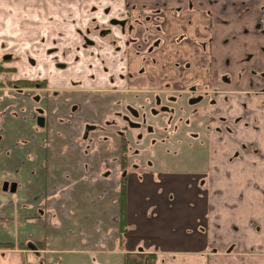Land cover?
I'll use <instances>...</instances> for the list:
<instances>
[{
	"label": "crops",
	"instance_id": "1",
	"mask_svg": "<svg viewBox=\"0 0 264 264\" xmlns=\"http://www.w3.org/2000/svg\"><path fill=\"white\" fill-rule=\"evenodd\" d=\"M194 1L200 8L209 7L213 10L214 7L219 9V4L223 3L218 0V4L211 7L207 0ZM246 1L237 0L243 7ZM256 1L255 12L259 13L264 0ZM123 5V0H0V57L12 53L13 60L5 65L15 68L13 79L51 78L54 75L56 81L54 85L51 82V87L47 89L53 91L58 82L56 89L62 90L59 91L62 92L60 96L47 97V89H44L39 93L42 97L39 101L35 95L27 93L15 95V100L10 103L2 100L0 245L8 244V247L0 246V264H22L27 256L41 264L71 263L73 259H78L74 264H93L96 257L103 258L102 263L108 264L110 255L114 257L113 262L118 264L121 258L119 253L132 257L154 254L156 257L151 264H264V163L256 159L254 164L249 153L240 148L243 143L238 147L226 142L221 148V153H227L228 159L232 154L237 156L241 152L244 161L233 162L230 159L228 163L232 164L222 169L214 185L217 188L226 187L223 195H217V190L213 192L210 187L209 219L203 222V225L208 226V236H205V228L201 232L197 224L192 223L181 235L178 230H170L169 233L166 231V238H163L159 233L152 232L155 228L157 232L163 233L159 231L163 224L152 223V219L146 218L147 213L143 209L150 207L147 194L142 199H136L133 189H130V194L123 202L127 209L129 232L121 235L122 197L115 172L118 152L102 144L96 152L88 153L86 146L90 143L82 138L86 123L100 124L114 110L112 102H100L97 99L99 91L97 94L91 93L92 88L107 85V78L98 73L96 80L87 81L84 89L76 90L66 81L69 77H81V72L58 70L60 66L57 68L54 65L47 49L53 46L52 40L58 33H72L73 23L86 27L93 22L111 20L118 16V9ZM199 15L203 14L176 12L174 15L173 12H167V42L171 44L175 35L182 33H186L192 41L184 45H164L145 56L138 57L130 53L129 72L138 73L145 58L158 60L157 64L145 65L149 73L162 70L165 62L161 59L168 57L191 58L194 61L203 58L208 63V73L213 70L212 64L209 65L210 59L219 65L229 60L233 73L240 77L224 87L230 89L238 84L242 98L247 96V90L258 91L253 94L254 100L264 102V93L261 92L264 91V82L259 79L260 73L264 75V37L253 36V33L241 36L232 43H225L228 29L208 20V26L203 24L204 31L206 29L204 36H212L209 38L214 40L212 42L202 37L195 27V17ZM136 16H140L138 8L133 9L131 20ZM232 18L234 16L229 15L226 19L231 23ZM238 18H235L238 28L247 23ZM73 19H79V22H70ZM184 20H191L190 30L186 31ZM252 27L249 28L252 30ZM202 41H208L206 47L200 45ZM247 56H250L247 61L249 69L240 70ZM32 57L37 59L36 63H31ZM183 73L184 83L199 79L196 67L186 68ZM2 92L1 98L4 99L5 92ZM236 96L232 94L231 104L225 106L227 113L229 110L230 114L236 112V108L232 107ZM8 104L11 110L5 114ZM75 104L80 106V111L72 116ZM98 105L103 108V114L93 110ZM40 109L44 110L46 118L44 128L37 124ZM258 120L257 131L239 133L240 142H245L249 148L255 145L264 148V116L261 115ZM5 181L17 184L16 193L3 191ZM181 192L187 191L182 189ZM137 203L144 212L135 210ZM152 204L156 205V201ZM200 210H204V203L197 206L196 211ZM154 214L157 216V211ZM188 215L198 216L191 211ZM175 216L179 221L177 209ZM134 217H138V225ZM145 221H149V225H143ZM175 227L171 225V229ZM215 230L222 234L220 238L214 235ZM146 233L154 240L148 246L144 244ZM174 235L177 239L171 244ZM234 241L240 242L239 253L223 252ZM30 244L35 245L37 251H22ZM216 249L222 252H211Z\"/></svg>",
	"mask_w": 264,
	"mask_h": 264
},
{
	"label": "flooded vegetation",
	"instance_id": "2",
	"mask_svg": "<svg viewBox=\"0 0 264 264\" xmlns=\"http://www.w3.org/2000/svg\"><path fill=\"white\" fill-rule=\"evenodd\" d=\"M113 1V0H108ZM223 3L219 4V9L214 7V10L207 7L205 9L200 8L198 3L194 0H184L183 3H179L178 0H123V7L118 9L117 17L112 18L108 21H99L93 22L91 25L86 27L77 26V22L73 23V30L70 34H62L60 32L52 40L53 46H49L47 51L49 52L48 56L54 61V65L60 66L61 71L74 70L81 72L79 78H70L67 83L70 82L72 88L74 89H84L87 86V81H94L98 77V73L105 75L107 78L108 84L104 87H96L92 89H103L105 87L112 88L114 90H122L119 95V99L115 100L113 104L114 110L111 111L104 121L100 124L95 123H86L82 132V138L84 141H89L87 150L88 153L96 152L98 147L102 144L109 146L114 152L117 151L118 158H115V172L118 179L119 187L124 185L125 193L121 197L127 199L130 194V189H132L136 184H133L131 180V172H128L129 168H126L127 164L130 162V157H126L125 162L121 160L122 154L127 156V153H124V148L126 151H130L128 144L130 146H144L151 138H154L152 135L156 136L154 143L151 144V154L152 160L146 161L147 166L145 177H152L153 175H160L161 178L169 180L173 190H176L174 182L183 181L184 185L188 192L187 201L185 198H180L172 194H167L166 199L169 201L170 205L177 202V207L180 205L190 207V211L194 214H197L196 211L198 205L204 203L203 218H197V228L203 231V228L206 229L205 236H208V226L203 222L208 221L209 219V195L210 187L212 183L215 184L217 179L220 177V173L225 165L232 164L228 163V160L233 162L244 161L241 156V152L235 156L232 154L230 159H228L227 153H221V148L224 147L226 142L236 145L244 149L245 152L249 153L248 156L254 159V164L257 161L264 163V148H260L257 145L249 148L245 142H240L239 133L241 131H257L259 124V117L264 116V104L259 106V101H255L253 94L258 91L247 90V96L245 98L240 97L242 90L238 88V84L235 87L227 89L224 87L226 84H232L240 75H235L232 70V64L229 60L223 61L222 65H219L214 59H210V64H212V69L210 73L206 71L208 76V82L204 80H194L189 82L188 90L192 94H197L199 88H202L199 82H203V91L198 95H192L186 100L180 99L178 97H162L160 94H155L153 101L150 100L152 106H146L149 104L144 99H140L139 96H136L141 102L146 103L144 108L135 106L130 103L129 98L126 93V87L130 86L132 90L135 89H144L151 91L162 90L166 88V84L171 83L172 80H175L178 87H181V84L184 83L183 78L185 70L181 67L178 58H164L161 61H164L165 64L163 69L154 74L155 72H147L145 65L147 63L157 64L158 60L156 58L144 59L143 66L140 68L138 73L129 72L128 61L130 59V53H133L135 56H145L152 54L155 49L165 46H173V44L178 43L180 45L190 44L192 39L187 36L186 33L180 35H175L174 39L171 41V44L167 42L166 36V27H169L168 19L166 17L167 12H173L176 15V12L182 13H195L199 12L203 15L195 17V27L198 32L205 37L206 29L204 31L203 24L208 26V20L211 23L216 25H223L227 30V35L224 39L225 43H232L236 41L241 36H250V34H256L253 36L264 37V6L259 7V13L255 12V7L257 6L256 0H247L244 3L243 7L241 3H238L237 0H222ZM174 3V6L171 4ZM209 6L213 7L218 4V0H207ZM256 4V5H255ZM134 8H138L140 11V16L130 18L132 16V11ZM232 15V22L226 19L227 16ZM247 22L245 25L238 28V20ZM79 19L70 20V22ZM153 23V25H150ZM252 27V30L249 28ZM191 20H184V27L187 30H190ZM92 27L93 32L92 31ZM138 27V28H137ZM137 28V29H136ZM183 31V32H186ZM134 32V33H133ZM64 38L66 40H64ZM115 38V41H114ZM212 38L205 37V39ZM212 41V39H209ZM214 41V40H213ZM212 41V42H213ZM208 41H202L200 45L206 47ZM52 44V43H51ZM91 45V46H90ZM96 46V47H95ZM91 47V48H89ZM162 50L164 48H161ZM159 49V50H161ZM264 54V50H263ZM86 55V56H84ZM16 56V55H15ZM250 56H247L244 64L241 65L240 70L248 71L247 61ZM182 59L184 64L187 65V69L195 64L193 59ZM13 60L12 53H7L3 57H0V120L4 116V111L1 109L2 100L4 103H10L15 100L17 94L27 93L35 95L36 100H41L40 92L47 89L48 86L51 87V82L55 83L56 77L53 75L50 79L47 77H37L36 79H13V74L15 72L14 67L6 66L5 64ZM141 60V59H139ZM187 60V61H186ZM31 63L37 62V59L32 57ZM186 61V62H185ZM86 62L85 66L82 65ZM82 65V66H80ZM196 65L200 66L202 69L208 67V63L204 61L203 58H199L196 61ZM80 66V69H79ZM58 68V67H57ZM197 68V67H196ZM199 78L204 77L202 71L198 69ZM255 72H258L254 69ZM129 72V73H128ZM128 75H139L140 79L125 81L124 76ZM149 73V74H147ZM171 75H168V74ZM52 75V74H50ZM259 79L264 82L263 73L259 74ZM22 81H36L32 86H25L21 84ZM147 81V82H144ZM211 82V83H210ZM119 85L121 89L119 88ZM240 85V84H239ZM53 87V86H52ZM55 88V89H53ZM53 91L47 89V97L60 96L62 90H58V82H56L53 87ZM5 92V98H1V94ZM236 94L237 98L235 99V104L232 107L236 108V112L230 114L226 112L225 106L231 104V95ZM97 99L100 102L113 103L111 98H105L103 94L97 96ZM181 103L185 104V108L193 109L197 108V105H208L210 107L211 116L208 121H203L205 129L202 131L200 128L195 127L194 125L185 124L180 127L176 124L177 129L172 133H169L168 136L174 140V145H177V140L183 136L184 138L180 139V144L186 143L184 147L186 150L183 155H178L176 157V163H170V168L166 163L157 164L159 156L163 151L169 149V142L160 141L162 136V128H164L166 123L167 114L172 115L170 120L176 118L180 113L184 112V109L180 106ZM264 103V102H263ZM143 106V105H142ZM5 114L11 110V105L5 106ZM231 109V108H230ZM41 113H38L37 124L39 127L44 128L46 126V118L43 115V109H40ZM94 111L104 113L103 108L93 107ZM124 110V112H123ZM80 111V106L75 104L72 107L71 115H75ZM261 114V115H259ZM259 115V117H258ZM39 118H43V125L39 124ZM112 118V119H111ZM123 123V124H120ZM132 130H145L144 133H138L137 135H126L124 132H129ZM167 134V132H165ZM120 136L121 140L117 137ZM148 136V137H147ZM147 137V138H146ZM116 139L117 143H114ZM169 139V138H168ZM140 140V141H138ZM186 140V141H185ZM166 141V140H164ZM126 143V144H125ZM92 144V148H91ZM165 144V145H164ZM132 146V147H133ZM172 146V145H171ZM178 146V145H177ZM148 147H145L147 149ZM173 147V146H172ZM181 147V146H180ZM140 148V149H141ZM90 149V150H89ZM181 148L176 147L175 151L169 150L173 154ZM146 153L143 151L140 153L143 155ZM201 157V161L194 162L190 161L191 158ZM253 163V162H251ZM166 167L164 168V165ZM156 166L157 172L153 173L151 170ZM178 175L177 178L172 179L171 177L166 176L167 174ZM195 176H200L198 179ZM139 180H143L140 177H137ZM150 180H152L150 178ZM175 180V181H173ZM161 186L155 185L153 188V193H158V189ZM163 187V186H162ZM134 190V189H133ZM182 190V189H181ZM135 191V190H134ZM121 192V190H120ZM226 192L225 188L217 189V195L221 196ZM203 199L201 202L198 200L188 199V196L195 194ZM155 197L157 195H154ZM193 198V196H191ZM147 203L149 206H154L156 210L157 207L155 204H152V196L147 194ZM176 200V201H175ZM153 209V210H154ZM201 211V210H200ZM197 217V216H196ZM191 222L189 221V225ZM129 228V224H128ZM189 229V226H187ZM237 229L234 231L236 232ZM129 232V230H128ZM211 232V231H210ZM220 231L215 230L214 235H217L218 238L222 234H219ZM240 248V242H231L229 248L227 247L223 252L227 254H238ZM213 253H221L222 250H213Z\"/></svg>",
	"mask_w": 264,
	"mask_h": 264
},
{
	"label": "rangeland",
	"instance_id": "3",
	"mask_svg": "<svg viewBox=\"0 0 264 264\" xmlns=\"http://www.w3.org/2000/svg\"><path fill=\"white\" fill-rule=\"evenodd\" d=\"M93 27H92V31L93 32ZM114 41H115V38H114ZM91 46V45H90ZM96 47V46H95ZM91 48V47H89ZM187 61V60H186ZM185 61V62H186ZM180 62V65L181 67H183L184 69L187 68V65L182 63L183 60L180 59L179 60ZM195 64H193V66H196L198 69H200L202 71V74L204 77L202 78H199L200 80H204L206 79L207 82H208V77L206 75V67H204V69H202L200 66L196 65V60L194 61ZM129 73V72H128ZM127 73V76H124L125 78V81H129V80H137V79H140V76L139 75H128ZM157 72H155L154 74H156ZM168 75H171L170 73ZM176 81L175 80H172L171 83H168L166 84V88H162V90H154L152 89L151 91L149 90H145V89H135V90H132V88H130V86L124 88L126 89V93H127V96L129 98V102L132 103L133 105L135 106H139L140 108H144L146 110V107L144 106L146 103L144 102H141L138 98H136V96H139L140 99H144L146 100L147 103L149 104H146V106H152V103H150V100L153 101V98L155 96V94H160L162 97H172V96H175V97H178L180 99H184L186 100V98L192 96V95H198L199 93H202L203 91H205V89H203V82H199L198 84H201L202 88H199V92L197 94H192L188 88H189V84L188 83H183L181 84V87H178L177 83H175ZM117 89H121L120 85H119V88ZM92 90V94H97V92L99 91V94H103V96L105 98H111V100L113 101V104L115 100L119 99V95H120V92L122 90H114L112 88H108V87H105L103 89H91ZM264 93V91H261ZM263 102L262 101H259V106H263ZM143 105V106H142ZM180 106L184 109V112L183 113H180L176 118H173V120H170L171 117H173L172 115H169L167 114V117H166V123H165V126L164 128H162V136L160 137V141H163L164 142H169L170 145H168L169 149L166 150V151H163L160 156L158 157L159 160H157V164L159 163H166L168 164V167L170 168V163H176V157L178 155H183L184 154V150H186L184 147L186 146V143H182L180 146L182 147V149H179L177 151V153L173 154L172 152H170L169 150H172V151H175L176 150V147L178 148H181L179 146L180 144V139L181 138H184L183 136H181V138L179 140H177V145L175 144L174 145V142H172V138H170L168 136L169 133H173L177 127H176V124L180 127L184 126L185 124H188V125H194L195 124V127H198L200 128V130L198 131H202L203 129H205V126L203 125V121H208L209 120V117L211 116V111H210V107H208V105H197L196 109L194 110L193 112V109H187L185 108V104L184 103H181ZM124 112V110H123ZM112 119V118H111ZM120 124H123V123H120ZM165 132H167V134H165ZM126 135H131V133L135 136L137 135L138 133H144L145 134V130H132V131H129V132H124ZM154 138H151L147 143L144 144V146L141 148V146H133L130 144H128V147L130 149V151H126V148H124V153H127V156H124V154H122V157H121V160L125 162V159L126 157H130V162L129 164H127L126 168H129L128 169V172H131L130 174L131 175V180L133 181V184H136L132 189H134L135 191L133 192V196L137 199V197H140L142 199V196L143 195H146V194H149L152 196L153 200L151 203L154 202V200L156 201V207L157 209L155 210L154 209V206H150L149 208H144L143 210L146 211L147 213V219L150 220L152 219V223H156V224H163L161 225V227L159 228V231H164L163 233L161 232H157L155 230V228L152 230V232H155V233H159V236L161 237H165L166 238V235L167 233H169V231L171 230L172 232L173 231H176L178 230V232L181 233L183 231H186L187 229V226L190 227L189 225V221L193 224V225H196L198 223V220L197 218H201L202 217V213H203V210L197 212L198 216H189V212H190V207L189 205L188 206H183V205H180L178 207H176L177 209V212L180 216L179 218V221H177V217L175 216V212H176V209H175V205L172 204L170 205L169 201L166 199V195L169 193V194H172V193H175V194H172L174 196H179L180 198H185V200L187 201V195H188V192H181V189L185 188L184 185H182L183 181L181 180L180 182H174L175 184H178V187L176 188V190H173L171 185L173 183H169L170 181L169 180H165V178H161L160 175L158 176H155L153 175L152 177H145V175L143 173L146 174V170H144L147 166L146 164V161L148 160H152V154H151V148L148 147L150 146L151 144L154 143V140H155V137L154 135H152ZM120 140V136H117ZM148 137V136H147ZM146 137V138H147ZM169 138V139H168ZM166 140V141H164ZM140 141V140H138ZM117 143V141H116ZM126 144V143H125ZM165 145V144H164ZM173 147H172V146ZM133 146V147H132ZM145 147H148L147 149L144 150ZM141 148V149H140ZM184 148V150H183ZM143 151H145L146 153H144L143 155H141L140 153H142ZM201 157H196V158H191L190 161H194V162H199L201 161ZM166 164L164 165V168L166 167ZM153 173L157 172V167L154 166L151 170ZM158 173V172H157ZM168 177H171L172 179H176L178 175H171V174H168L166 173ZM137 177H140L142 178L143 180H139ZM198 177L200 176H195L196 179H198ZM150 178L152 180H150ZM175 181V180H173ZM216 184V183H215ZM155 185H159L161 187L157 188L158 189V193H153L152 190L153 188H155ZM163 186V187H162ZM221 188V187H219ZM217 188L213 183H212V186H211V189L212 191L214 192L215 190L219 189ZM226 188V187H225ZM154 195H157L156 198ZM191 196H193V198H191ZM191 196H188V199H193V200H198V201H202L203 199H200L196 193L195 194H192ZM157 197L158 199H160L159 201H157ZM125 201V200H124ZM145 200L142 201V204L144 203ZM139 203V202H138ZM136 204V211H142L139 206V204ZM154 209V210H153ZM142 211V212H144ZM157 211V216L154 214L155 212ZM134 220H136V223L137 225L139 224V221L138 220V217H134L133 218ZM174 219V220H173ZM202 220H204L203 218H201ZM146 224H143V225H149V221H145ZM171 225H174L176 226L175 228L171 229ZM152 227L149 229L151 230ZM167 231V233H166ZM150 233V232H148ZM147 234V233H146ZM171 234V232H170ZM176 236L174 235V238H172V241H171V244L174 243V241L176 240ZM124 240H125V236L123 237L122 241L124 243ZM154 242L153 238L151 237V235L147 234V239L144 240V244L145 246H148V243L149 242ZM179 241L181 242V236H180V239ZM170 244V243H169ZM25 251H30L29 249H26ZM121 255V258H120V261H122V263L120 261H118L120 264H123L124 262V259H125V254L123 253H119ZM150 254H147L146 256H148ZM104 259L101 258V257H96L94 260H93V264H105V263H102ZM109 260V263L108 264H115V261L114 260V257L113 256H109L108 258ZM144 260H147V259H144ZM78 259L76 260H72L71 263H64V264H74V262H77ZM148 261V260H147ZM118 263V264H119ZM81 264V263H80Z\"/></svg>",
	"mask_w": 264,
	"mask_h": 264
},
{
	"label": "trees",
	"instance_id": "4",
	"mask_svg": "<svg viewBox=\"0 0 264 264\" xmlns=\"http://www.w3.org/2000/svg\"><path fill=\"white\" fill-rule=\"evenodd\" d=\"M36 81H22L20 82L21 84L25 85V86H32L35 84ZM120 190H121V195L123 196L124 193H125V190H124V185H122L120 187ZM125 198L122 197V202H121V215H120V233L121 235H124L126 233H128V215H127V209L125 207V204H123ZM0 246H3V247H8V244H3V245H0ZM156 255L154 254H150L148 256L146 255H143V254H139V255H135L134 257H132L131 255H127L125 257V261H124V264H151L154 259H155ZM144 259H147V260H144Z\"/></svg>",
	"mask_w": 264,
	"mask_h": 264
},
{
	"label": "water",
	"instance_id": "5",
	"mask_svg": "<svg viewBox=\"0 0 264 264\" xmlns=\"http://www.w3.org/2000/svg\"><path fill=\"white\" fill-rule=\"evenodd\" d=\"M43 118H39V124L43 125ZM3 191L10 192V193H16L17 191V184L15 182L10 183L8 181H5L3 183ZM30 247H33L32 245H29Z\"/></svg>",
	"mask_w": 264,
	"mask_h": 264
},
{
	"label": "built area",
	"instance_id": "6",
	"mask_svg": "<svg viewBox=\"0 0 264 264\" xmlns=\"http://www.w3.org/2000/svg\"><path fill=\"white\" fill-rule=\"evenodd\" d=\"M23 264H35L34 262L24 260Z\"/></svg>",
	"mask_w": 264,
	"mask_h": 264
}]
</instances>
